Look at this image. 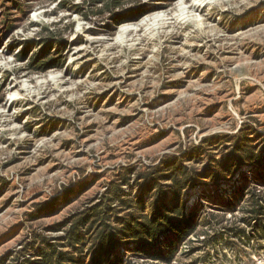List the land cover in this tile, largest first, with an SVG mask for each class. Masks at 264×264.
<instances>
[{"label":"rangeland","instance_id":"obj_1","mask_svg":"<svg viewBox=\"0 0 264 264\" xmlns=\"http://www.w3.org/2000/svg\"><path fill=\"white\" fill-rule=\"evenodd\" d=\"M263 227L264 0H0V264H264Z\"/></svg>","mask_w":264,"mask_h":264},{"label":"trees","instance_id":"obj_2","mask_svg":"<svg viewBox=\"0 0 264 264\" xmlns=\"http://www.w3.org/2000/svg\"><path fill=\"white\" fill-rule=\"evenodd\" d=\"M167 160V159H166ZM164 160L163 162H167ZM158 170L157 167L150 168V171H156ZM188 169L185 166L180 167V172H176L175 170L172 171L169 176L166 177V179L170 180V184L168 185L170 187V190L176 195H178L182 188L186 187L185 179H188L190 176V173H187ZM153 172H149L147 174H138L136 177L139 178H145L147 175H150ZM182 174V176H180ZM152 179H154V175L150 176ZM127 179L124 178V181ZM157 189L155 192V201L157 198H162L164 196V190L163 186L161 184L156 183ZM117 199H119L120 202L127 201L124 200V198H121L122 190L115 189L113 193ZM255 195V194H254ZM252 196V199L254 197ZM128 204V203H127ZM161 205V200L159 201V205L156 206L155 210L159 209ZM262 208V207H261ZM172 213L177 215H184V212L182 211V208H180V205L178 203H175L172 207L167 208L165 212L157 213L150 219H145L144 221L137 222L134 221L131 224H129V232L131 233L132 237L136 238L137 240L141 241V244L144 243L149 245V248L144 249L143 255H145V258L151 259V260H160L164 262H171L173 260V257L175 255V252L178 249L179 244L184 241L188 236L195 233V225L190 222L189 218H186L185 221H183L184 227L180 230L177 228L178 224L181 223L180 219H175L172 216ZM254 216L257 215L254 212ZM174 220V221H173ZM82 222L85 221V218L81 220ZM175 227V230L179 231V234L177 236V241H170L168 243L169 250L166 253H161L154 251L152 254L153 246L157 243V238L160 235L165 234L169 229ZM264 228V227H263ZM77 232H73V236H75ZM106 234L100 236V242L103 243L105 241ZM152 250V251H151ZM39 254L42 256V259L45 260L47 264H65V261H72L74 262L73 256L68 251H59L55 244H49L48 248H40ZM109 264H126L122 260L118 259L117 261H112Z\"/></svg>","mask_w":264,"mask_h":264},{"label":"bare ground","instance_id":"obj_3","mask_svg":"<svg viewBox=\"0 0 264 264\" xmlns=\"http://www.w3.org/2000/svg\"><path fill=\"white\" fill-rule=\"evenodd\" d=\"M193 1H194V0H193ZM196 2H197V1H196ZM193 3H194V2H193ZM193 3H192V5H190V7L192 6V7H191V12L195 11V9L199 8V7L202 5V4H200L199 2H198V3H194V4H193ZM181 7H182V6H181ZM181 7H180V8H181ZM182 8L184 9V8H186V7H182ZM182 8H181V9H182ZM183 12H185V9L182 10L181 13H183ZM189 12H190V11H189ZM191 12H190V13H191ZM181 13H180V14H181ZM191 14H192V13H191ZM188 16H189V15H188ZM191 16H192V15H191ZM193 16H194V15H193ZM159 18H160V17H159ZM123 31H124V30H123ZM123 33H124V32H123Z\"/></svg>","mask_w":264,"mask_h":264}]
</instances>
